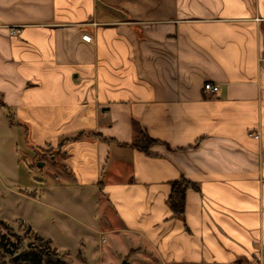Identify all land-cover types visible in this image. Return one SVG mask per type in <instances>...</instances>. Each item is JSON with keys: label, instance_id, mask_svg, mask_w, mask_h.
<instances>
[{"label": "crops", "instance_id": "obj_1", "mask_svg": "<svg viewBox=\"0 0 264 264\" xmlns=\"http://www.w3.org/2000/svg\"><path fill=\"white\" fill-rule=\"evenodd\" d=\"M0 112L137 255L264 264V0H0Z\"/></svg>", "mask_w": 264, "mask_h": 264}, {"label": "rangeland", "instance_id": "obj_2", "mask_svg": "<svg viewBox=\"0 0 264 264\" xmlns=\"http://www.w3.org/2000/svg\"><path fill=\"white\" fill-rule=\"evenodd\" d=\"M70 183L62 154L27 148L0 112V233L10 244L48 240L57 264H160L136 254V244L100 196Z\"/></svg>", "mask_w": 264, "mask_h": 264}, {"label": "trees", "instance_id": "obj_3", "mask_svg": "<svg viewBox=\"0 0 264 264\" xmlns=\"http://www.w3.org/2000/svg\"><path fill=\"white\" fill-rule=\"evenodd\" d=\"M83 133L73 138L74 140L81 139ZM155 140H152L147 135L135 141L132 145L135 149L144 153H149V149L156 144ZM55 153H60L59 150L52 149ZM194 185L182 179L173 184L172 193L169 197L168 204L172 211L173 216L182 217L185 210V197L187 190ZM37 245H26L22 240H19L17 244H10L5 235L0 233V264H5L7 256H11L10 263L19 264L25 262V264H57L55 258L48 254V240H39ZM45 249V250H44Z\"/></svg>", "mask_w": 264, "mask_h": 264}, {"label": "built area", "instance_id": "obj_4", "mask_svg": "<svg viewBox=\"0 0 264 264\" xmlns=\"http://www.w3.org/2000/svg\"><path fill=\"white\" fill-rule=\"evenodd\" d=\"M82 40L84 42H87V43H91L92 42V37L90 35H84L82 37ZM204 89L207 93H211V94H216L218 91H219V87L217 85H214L212 83H206L205 86H204ZM255 138H259L258 135L255 136Z\"/></svg>", "mask_w": 264, "mask_h": 264}]
</instances>
